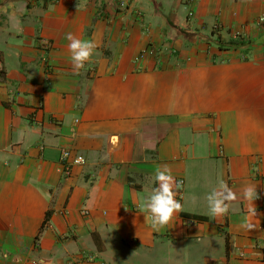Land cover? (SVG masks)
<instances>
[{"label": "crops", "instance_id": "0c3cea01", "mask_svg": "<svg viewBox=\"0 0 264 264\" xmlns=\"http://www.w3.org/2000/svg\"><path fill=\"white\" fill-rule=\"evenodd\" d=\"M66 33L96 45L78 74ZM163 165L183 210L157 232ZM41 261L264 264V0H0V264Z\"/></svg>", "mask_w": 264, "mask_h": 264}, {"label": "clouds", "instance_id": "9594fccd", "mask_svg": "<svg viewBox=\"0 0 264 264\" xmlns=\"http://www.w3.org/2000/svg\"><path fill=\"white\" fill-rule=\"evenodd\" d=\"M65 39L69 42L67 47L73 71L78 74L92 57L96 45L93 41L81 40L72 33H66ZM80 159L77 160V163L80 162ZM154 180L158 187L152 191L151 195L146 198L140 207L147 213L146 219L150 217L151 228L158 232L173 223L175 215L183 210V205L176 199V190L179 189L180 184L172 175L168 165H163L156 169ZM241 195L247 201L248 207L247 215L242 218L240 228L250 232L260 227L257 219V208L254 204V201L259 199L257 185H245ZM205 199L209 215L220 222V218L232 210V205L237 201L238 197L226 183L221 181L206 195ZM253 217L256 218V221L252 219ZM40 264H43V261Z\"/></svg>", "mask_w": 264, "mask_h": 264}, {"label": "built area", "instance_id": "2783aa9c", "mask_svg": "<svg viewBox=\"0 0 264 264\" xmlns=\"http://www.w3.org/2000/svg\"><path fill=\"white\" fill-rule=\"evenodd\" d=\"M191 2H194L196 0H190ZM121 6H123V3H121ZM193 15V10L190 9L188 12V16H192ZM44 44H48L49 42H44ZM150 45L151 49L155 48L154 45L152 43L149 42L148 46ZM148 48V47H147ZM174 50V49H173ZM70 150L69 149H62L61 152V165H62V172L65 176H69L71 173V161H70Z\"/></svg>", "mask_w": 264, "mask_h": 264}, {"label": "trees", "instance_id": "16d2710c", "mask_svg": "<svg viewBox=\"0 0 264 264\" xmlns=\"http://www.w3.org/2000/svg\"><path fill=\"white\" fill-rule=\"evenodd\" d=\"M231 46H236V47H238V46H242V45H245V42H244V40H237V39H235V40H231L230 41V43H229ZM50 210L47 212V214H46V217H45V219H44V222H43V224L45 225V223L48 221V219H49V217H50Z\"/></svg>", "mask_w": 264, "mask_h": 264}]
</instances>
